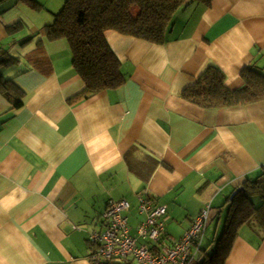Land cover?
<instances>
[{"label":"crops","instance_id":"crops-1","mask_svg":"<svg viewBox=\"0 0 264 264\" xmlns=\"http://www.w3.org/2000/svg\"><path fill=\"white\" fill-rule=\"evenodd\" d=\"M34 1L45 12L0 0V59L6 52L18 60L0 65V264H94L89 236L104 230L108 203H130L137 236L146 219L139 196L168 207L166 233L151 245L156 254L211 207L200 263L215 247L229 201L262 173L264 101L207 110L183 92L211 65L231 90L244 86L247 67L264 76V0L190 1L162 44L107 31L126 82L90 98L68 41L41 34L67 0ZM226 264H264V227L244 225Z\"/></svg>","mask_w":264,"mask_h":264},{"label":"trees","instance_id":"trees-1","mask_svg":"<svg viewBox=\"0 0 264 264\" xmlns=\"http://www.w3.org/2000/svg\"><path fill=\"white\" fill-rule=\"evenodd\" d=\"M25 1L34 10L43 9L34 0ZM190 1L209 6L214 0H67L64 8L55 15L54 22L45 26L41 34L68 41L74 68L85 84L83 96L90 98L104 91L117 90L126 82L121 62L107 41V31L162 44L166 40L173 17ZM19 30L20 24L8 28L11 35ZM17 61L4 52L0 65L14 64ZM241 76L244 86L231 90L226 85L225 74L211 65L195 85L185 89L183 98L207 110L241 107L264 101V76L252 67H247ZM5 84L0 79V86L4 87ZM18 94L21 95L20 91L11 87L9 97H17L15 102L20 99ZM21 104L22 101H19L16 106ZM240 189L237 196L229 201V212L213 251L206 257L201 256L199 264H226L239 230L244 225L257 223L264 227V167L256 180L246 181ZM255 197L262 199L261 205H255ZM95 246L93 243L91 251ZM152 249L155 251V248ZM204 253L207 254L206 251ZM114 260L133 264L128 263L131 258L108 259L105 263Z\"/></svg>","mask_w":264,"mask_h":264},{"label":"built area","instance_id":"built-area-1","mask_svg":"<svg viewBox=\"0 0 264 264\" xmlns=\"http://www.w3.org/2000/svg\"><path fill=\"white\" fill-rule=\"evenodd\" d=\"M130 208L127 200L109 202L103 214L104 230L90 235V242L96 244L90 254L94 264L114 258H133L137 264H193L200 253L210 221V206L194 219L190 229L179 241L161 254L152 251L151 245L160 242L166 233L164 220L168 207L139 196V211L146 219L139 224L137 236L130 232L127 215Z\"/></svg>","mask_w":264,"mask_h":264},{"label":"rangeland","instance_id":"rangeland-1","mask_svg":"<svg viewBox=\"0 0 264 264\" xmlns=\"http://www.w3.org/2000/svg\"><path fill=\"white\" fill-rule=\"evenodd\" d=\"M38 3H39V2H38ZM34 12H36V13L38 12V13H39V11H37V10L34 11ZM40 12H42V13L45 12V9L43 8ZM44 14H45V13H44ZM256 203L259 204L258 201H256ZM211 225H212L213 227L210 228V231H209V232H210V234H211L210 239H213V237H214L213 234H214V232H215V225H216V222L212 223ZM220 231H221V230H220ZM220 233H221V232L218 233V236H220ZM210 239H209V240H210ZM210 244H211V243H210ZM210 252H212V250H210ZM198 263H199V261L196 260L194 264H198Z\"/></svg>","mask_w":264,"mask_h":264}]
</instances>
